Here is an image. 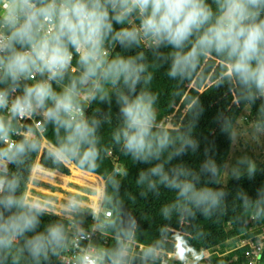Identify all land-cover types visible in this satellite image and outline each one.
Wrapping results in <instances>:
<instances>
[{"label":"trees","instance_id":"16d2710c","mask_svg":"<svg viewBox=\"0 0 264 264\" xmlns=\"http://www.w3.org/2000/svg\"><path fill=\"white\" fill-rule=\"evenodd\" d=\"M205 3L217 14L215 0H205ZM260 18L264 19V12ZM112 25L114 32L139 29L140 20L136 13H132L123 23L112 21ZM6 33L10 34L8 28ZM144 39L148 41L146 44L142 42ZM15 48L25 50L19 44ZM104 48L109 60L117 56L138 58L142 54L143 59H137V62L145 65V72L141 74L142 79L133 96L147 91L155 97L152 106L155 114L153 132L166 133L171 143L161 152L159 159L143 162L133 158L124 149L123 141L114 139V133L122 127L117 93L127 94L123 83L116 88L104 83L108 95L103 100L99 92L95 98L88 97L91 83L77 84L80 93L77 102L83 109L84 118L90 125L93 120L97 121V155L94 167L85 165L81 168L78 159L67 161L103 181V200L98 215L101 230L96 235V239L103 243L99 264H113L116 253H119L121 264H161L166 256L159 253L166 248L172 255L168 264H182L184 258L188 262L196 261V264H264V246L255 254L248 243L264 244V160L249 163L243 172L229 178L225 185L220 183L232 147L234 127L245 108L249 110L250 120L264 133V97L255 88H244L229 75L226 58L215 52L200 55L189 72L172 77L168 73L172 65L171 53L175 50L169 45L156 46L151 39L141 36L138 43L125 47L113 41L110 34ZM190 48L191 44H188L184 51ZM69 50L73 58L63 80L50 81L57 93L76 80L82 71L78 54L71 47ZM149 75L151 79L145 83L144 78ZM44 79L45 75L38 73L35 80L22 76L13 83L0 71V91H7L10 96L16 89L15 96H22L25 86ZM192 82L196 83V88L187 90L186 85ZM201 89L202 92H199ZM177 99L182 101L176 110L174 103ZM47 106L51 107L52 102L48 101ZM173 116L176 120L172 128L162 126ZM0 118L10 124V135L17 128L16 123L8 120L5 108H0ZM42 128L44 130L40 134L31 123L27 124V129L35 133V137L27 141H34L36 149L26 148L16 162L9 160L6 172L0 173L9 180H17L14 192L17 199L24 198L37 158L38 164L46 170L70 174L65 161L55 162L50 156L52 149L59 147L65 135L64 129H60L58 137L55 125L47 118L42 122ZM22 141L25 139L20 137L16 143ZM43 141L51 149L43 148L40 152ZM188 141L194 142L195 147L187 146ZM181 148L183 151L176 155ZM0 149H5L1 143ZM209 161L215 165L214 173L204 167ZM156 164H162L169 176L173 169L187 170L191 175L181 179L191 180L197 189L210 188L224 195L215 207L205 213L202 208L178 198L177 190L164 184L157 182L155 189L149 188L147 181L139 184L140 173L147 172ZM151 179L158 181V177ZM5 194L1 193L0 197ZM166 207L169 208L167 215L163 211ZM25 210H5L0 205V213L5 218ZM106 210L111 213L108 219L103 217ZM33 214L38 220L33 230L11 238L7 246L0 245V264H60V252L68 238L67 233L71 231V220L42 209ZM93 217L92 214L87 215V223L82 225V229L90 230L88 221ZM51 225L62 226L63 239L59 244L48 245L40 255H33L27 241L39 234L47 235ZM205 252L209 255L204 258Z\"/></svg>","mask_w":264,"mask_h":264},{"label":"clouds","instance_id":"9594fccd","mask_svg":"<svg viewBox=\"0 0 264 264\" xmlns=\"http://www.w3.org/2000/svg\"><path fill=\"white\" fill-rule=\"evenodd\" d=\"M215 3L217 14L205 0H0V27L10 31L6 38H0V53H4L0 55L3 77L16 83L22 76L34 79L33 72L47 75L32 86H25L23 95L12 100L10 107L8 92L0 91V108H8L13 117L21 118L37 108L43 109L45 117L55 125L57 136L61 128L65 132L59 147L50 152L54 161L78 159L81 168L94 167L97 121L93 120L90 125L84 118L77 102L80 95L77 84L91 83L88 97L95 98L99 92L103 100L108 95L104 83L116 88L122 82L127 94L117 93L122 127L114 133V139L123 141L124 149L137 160L159 159L171 140L166 133L153 132L155 97L147 91L133 96L145 72V65L137 62L143 56L127 59L117 56L109 60L105 40L111 34L113 41L127 47L138 43L143 36L156 46H171L175 51L171 53L168 74L172 77L189 72L200 55L215 52L226 58L229 75L241 86L264 94V19L260 18L264 0H215ZM132 13L140 20L139 29L114 32L112 21L123 23ZM17 44L25 50L18 51ZM188 44L191 48L185 52ZM70 47L78 54L82 71L57 93L50 81L63 80L73 58ZM150 79L151 75L144 78L145 83ZM48 101L52 102L51 107L47 106ZM9 132L10 124L0 118V140L7 143ZM187 146L194 148L195 144L188 141ZM36 147L34 141L9 143L6 149H0V157L16 162L26 148L35 150ZM182 151L183 148L178 149L175 154ZM204 167L213 173L216 170L211 161ZM189 175L187 170L176 168L169 176L162 164H156L141 172L137 182L147 181L151 189L156 188L157 182L164 184L177 190L178 198L208 213L224 194L210 188L197 189L191 180L181 179ZM151 177H158V181ZM16 187L15 178L0 177V193H6L0 197V205L5 210L26 209L7 218L0 213V245L4 246L11 238L33 230L38 223L33 213L41 205H28L23 199H17ZM70 205L74 206V202L70 201ZM163 211L167 215L169 208ZM62 239V226L51 225L47 235L34 236L27 244L33 255H40L48 245L59 244ZM115 255L113 264H121L119 253ZM85 260L87 264H95L88 257Z\"/></svg>","mask_w":264,"mask_h":264},{"label":"rangeland","instance_id":"374dc122","mask_svg":"<svg viewBox=\"0 0 264 264\" xmlns=\"http://www.w3.org/2000/svg\"><path fill=\"white\" fill-rule=\"evenodd\" d=\"M186 86H187V90L195 89L196 83L195 82H192L190 84L188 83ZM202 90L203 89L199 90V92H202ZM181 101H182L181 99H177L175 101L174 106L176 110L181 105ZM175 120H176L175 116H173L162 126L166 128H172V126L175 123ZM45 146H47V144L45 142H42L41 149L45 148ZM263 160H264V133L253 123L252 120H250L249 110L245 108L235 124L233 131L232 147L227 159L226 166L220 178V183L222 185H225L229 178L243 172L244 171L243 169L249 163L263 161ZM65 163L69 168L70 171L69 175H63L60 173L58 174L56 172L54 174L45 172L41 176H39L40 174L38 175V173L36 174L35 177L42 181V182L36 181V184L41 185L40 187L42 188L40 190L42 193L41 192L37 193L41 197V199L38 200V204H40L41 207H44V209H50L51 211H52V207L55 206L61 209V207L64 206L61 205L60 207L56 204H52V194H50V192L54 191V193H56V198L58 200L61 199L63 201L65 200L66 202H67L66 199H69V196L73 197V195H76L74 198L78 201V203H75L74 210L76 212L74 213L75 215L73 218L75 222L72 224V228H71L72 233L73 234L78 233L81 230L80 227H82V225L85 222L87 223L86 220L87 215L92 214L94 215V217L91 218L90 221H88V223L90 224L89 231L94 230L96 234H98L101 230V221L99 220L98 215L101 209L100 196L102 195L104 189L103 182L100 178L94 175H90L86 173L84 174L82 172L80 173L83 176L85 175L86 177H81L80 174L76 175V172L74 171H76L77 168H75V166L68 161H65ZM74 178L75 179L78 178V180L77 181L72 180ZM67 183H69L70 186L78 187L82 192H79L78 189L76 190L77 192H75L74 189L68 188ZM95 196L98 197L99 203H98V207L96 209L94 208V210L92 211L89 205L94 204V200L92 199V197ZM260 237L261 236H258V238ZM248 243H255V242L249 241ZM224 252L225 251L223 249V253ZM169 253H170L169 249L166 248L162 250L159 253V255L166 256ZM204 255L205 258L209 255V253L205 252ZM170 259H172V256L168 258V261Z\"/></svg>","mask_w":264,"mask_h":264},{"label":"built area","instance_id":"2783aa9c","mask_svg":"<svg viewBox=\"0 0 264 264\" xmlns=\"http://www.w3.org/2000/svg\"><path fill=\"white\" fill-rule=\"evenodd\" d=\"M2 23V21H0ZM8 34L6 33V27H0V38H6ZM143 44H146L147 40H142ZM4 53H0L3 55ZM33 78H29V80H35L38 76V72H33ZM47 75L45 74V79ZM16 89L12 90V93L9 96V107L11 106V101L15 99ZM261 94V93H260ZM264 97V94H261ZM6 115L8 116V120H14L17 125V128L12 130L10 135H8V142L5 143L3 140H0L1 145L6 149L9 143H16L17 139L23 137L25 140H29L35 137V133L31 129H27V124L31 123L33 127L38 130L41 134L43 132L42 122L46 119L44 115V110L37 108L34 112L21 117H13L12 114L9 112L8 108H5ZM9 164V160L7 158L0 157V173L6 172L7 165ZM2 177V176H0ZM1 194V193H0ZM73 202V201H72ZM75 209V202L74 206L70 205V202L67 204V209L64 212L71 211ZM75 211V210H74ZM76 212V211H75ZM74 212V213H75ZM103 217L108 219L111 215L109 210L103 212ZM71 220V228L72 224L75 222L73 217L67 215ZM97 224V223H96ZM81 230L73 234L72 231L68 232V238L65 240L64 244L62 245L61 252H60V264H87L85 257L90 258L91 260L95 261V264H99V253L102 251L103 243L99 242L96 239V232L94 230H84L80 227ZM250 246L254 249L253 253L257 254L263 248L264 244H254L250 243ZM141 248V247H140ZM170 253L166 255V259L162 260L161 264H165L166 261L168 264V258H170ZM128 264V263H127ZM182 264H196V261L188 262L186 258L183 259Z\"/></svg>","mask_w":264,"mask_h":264},{"label":"crops","instance_id":"0c3cea01","mask_svg":"<svg viewBox=\"0 0 264 264\" xmlns=\"http://www.w3.org/2000/svg\"><path fill=\"white\" fill-rule=\"evenodd\" d=\"M43 142H45L47 144V146H45V148L51 149V146L46 141H43ZM77 170L74 171V172H76V175L77 174H80L81 177H86L85 175L83 176L80 173V172H82V173L85 174L86 172L81 171V170H78V172H77ZM45 172L46 173H50V174H54L55 173V171H50V170H46V169L42 168L38 164V158H37L36 162L34 163V166H33V169H32L31 175H30V180H29V183H28V186H27V189H26V193H25L24 198H23V200L26 201V204L31 205L32 203H38V200L41 199L40 195L37 194V193H40L41 192L40 190L42 188L40 187L41 185H37L36 184V181H40V182H42V181L40 179H37L35 176H36L37 173H38V175L40 174L39 176H41ZM56 173H58V172H56ZM86 174H89V173H86ZM90 175H92V174H90ZM72 180L77 181L78 178L77 179L74 178ZM67 187L70 188V189H74L75 192H77L76 191L77 189L79 190V192H82L78 187H76V186H70L69 183H67ZM50 194H52V204H56V205H58L60 207L62 205L64 207H61V209H60V208H58V207L55 206V207H52V211L50 209H44V207H41L40 209L46 210V211H49V212H52L54 214L61 215V216H67V215H69V216H71V217L74 218V215H75L74 214V212H75L74 209H72L71 211H67V212H64V210L67 209V204H68L67 202L74 201L75 203H78V201L74 198L76 195H73V197L69 196V199H66L67 200V202H66L65 200L63 201L61 199L58 200L56 198V193H54V191L53 192H50ZM97 196L92 197V199L94 200V204L89 205L92 211L94 210V208L96 209L98 207V203L99 202H98V197ZM100 197H101V199H100V204H101V201L103 200V193H102V195ZM87 199H89V198H87Z\"/></svg>","mask_w":264,"mask_h":264},{"label":"bare ground","instance_id":"6f19581e","mask_svg":"<svg viewBox=\"0 0 264 264\" xmlns=\"http://www.w3.org/2000/svg\"><path fill=\"white\" fill-rule=\"evenodd\" d=\"M28 195V194H27Z\"/></svg>","mask_w":264,"mask_h":264}]
</instances>
